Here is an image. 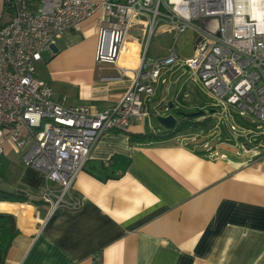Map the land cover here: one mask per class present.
Listing matches in <instances>:
<instances>
[{
	"label": "crops",
	"instance_id": "0c3cea01",
	"mask_svg": "<svg viewBox=\"0 0 264 264\" xmlns=\"http://www.w3.org/2000/svg\"><path fill=\"white\" fill-rule=\"evenodd\" d=\"M10 15L0 0V22ZM100 15L65 29L36 65V76L64 106L103 110L128 88L129 79L119 77L114 65L95 62ZM139 20L127 32L121 65H134L139 44H144ZM161 84L146 98L149 115L144 120L127 130L107 131L95 142L73 183L72 193L81 202L77 209L50 212L42 199L44 174L23 163L21 150L4 144L0 189L23 194L25 201H0V212L12 216L14 231L1 264L264 261V155L226 152L223 146H233L229 133L222 125L213 129L212 116L203 134L188 129L166 140L129 139L131 133L164 130L150 123L149 109H170L172 101L164 93L152 99ZM181 93L175 101L183 104Z\"/></svg>",
	"mask_w": 264,
	"mask_h": 264
},
{
	"label": "built area",
	"instance_id": "2783aa9c",
	"mask_svg": "<svg viewBox=\"0 0 264 264\" xmlns=\"http://www.w3.org/2000/svg\"><path fill=\"white\" fill-rule=\"evenodd\" d=\"M10 18L0 22V157L9 142L22 151L23 163L45 176L42 199L48 209H77L74 180L98 138L127 130L148 115L146 98L180 58L178 35L192 28L199 37L194 55L184 60L211 98L213 129L227 127L236 155H264V0H2ZM101 12L95 62L112 64L129 79L120 100L103 110L64 106L36 76L42 52L67 28ZM139 22L145 36L172 33L164 56L147 58L139 44L134 65L119 64L127 32ZM185 96V95H184ZM220 107L221 110L216 108ZM164 109H167L166 105ZM253 127L239 123L232 114ZM209 141V140H208ZM206 142L205 146L209 142ZM215 154H217L215 152ZM259 264H264L261 261Z\"/></svg>",
	"mask_w": 264,
	"mask_h": 264
},
{
	"label": "rangeland",
	"instance_id": "374dc122",
	"mask_svg": "<svg viewBox=\"0 0 264 264\" xmlns=\"http://www.w3.org/2000/svg\"><path fill=\"white\" fill-rule=\"evenodd\" d=\"M198 37V33H196L192 28H188L181 32L175 40V51L180 58L179 66L175 65L171 71L164 73V77L167 79V82L157 87L156 95L152 98L153 100H158L164 93L167 98L166 100L172 101L173 107L166 110L162 108V106L158 105L156 107L157 109L154 111V109L149 106L151 112L150 123L157 129H159V127H157V116L173 114L176 118H179L180 115L177 114L178 111L189 113L203 110L204 113H206L207 110L211 108L210 102L213 100L206 95L200 82L193 78L192 71L186 70L184 65V60L194 55L195 41ZM173 40L174 37L169 36L168 34L156 33L149 39L147 37L144 38L143 43L147 46L148 50L147 58L151 59L167 53V50L172 45ZM180 91L182 93L181 96H179V99H182L183 104L175 101ZM183 93H188L190 95L189 98L183 97ZM216 109L221 110L220 107H217ZM232 114L239 123L253 127V125L249 123L248 119L238 116L234 111H232ZM197 118L198 120H202L201 117ZM222 126L227 129L224 124ZM196 132L203 134L205 129L199 128L196 129ZM223 149L230 154H233L236 150L234 146L227 144L223 146Z\"/></svg>",
	"mask_w": 264,
	"mask_h": 264
},
{
	"label": "trees",
	"instance_id": "16d2710c",
	"mask_svg": "<svg viewBox=\"0 0 264 264\" xmlns=\"http://www.w3.org/2000/svg\"><path fill=\"white\" fill-rule=\"evenodd\" d=\"M210 117L206 116L202 120H198L197 117H183L177 118V122L172 129L160 132L145 131L142 133H131L129 139L133 142H153L159 140H166L176 135L183 133L188 129L207 128L210 125ZM3 200H16L25 201L23 194L10 193L0 189V201ZM14 234L13 231V219L10 214L0 212V264L2 263L3 255L10 243V240Z\"/></svg>",
	"mask_w": 264,
	"mask_h": 264
},
{
	"label": "water",
	"instance_id": "95a60500",
	"mask_svg": "<svg viewBox=\"0 0 264 264\" xmlns=\"http://www.w3.org/2000/svg\"><path fill=\"white\" fill-rule=\"evenodd\" d=\"M169 107L170 108L172 107L171 102H169ZM213 111H214L213 109H208L206 113H212ZM206 113H204L203 110H198V111L189 112V113L178 111L177 114L180 116H183V117H202ZM156 120L159 123V125H161L166 130L172 129L177 122V118L173 114H167L164 116H157Z\"/></svg>",
	"mask_w": 264,
	"mask_h": 264
}]
</instances>
